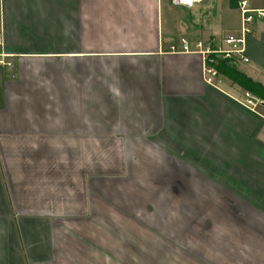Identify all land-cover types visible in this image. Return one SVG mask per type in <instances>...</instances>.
Instances as JSON below:
<instances>
[{"label":"crops","instance_id":"0c3cea01","mask_svg":"<svg viewBox=\"0 0 264 264\" xmlns=\"http://www.w3.org/2000/svg\"><path fill=\"white\" fill-rule=\"evenodd\" d=\"M238 1L0 0V264H264V19L239 80L178 51Z\"/></svg>","mask_w":264,"mask_h":264},{"label":"built area","instance_id":"2783aa9c","mask_svg":"<svg viewBox=\"0 0 264 264\" xmlns=\"http://www.w3.org/2000/svg\"><path fill=\"white\" fill-rule=\"evenodd\" d=\"M196 0H189L183 3V0H174L175 3L192 6ZM240 13V26L235 34L225 36L219 44L212 45L209 42L189 43L186 39H180L179 52L197 53L203 60V78L209 85H214L215 80L220 73L215 65L218 61H226L230 64L237 62L246 63L248 57L245 53V41L252 34V25L256 20L264 19V8L253 9L249 6L248 0H240L237 3ZM173 50L174 47H171ZM7 56L1 51L0 39V65L11 66L5 60ZM240 104L250 112L258 114V108L264 109V100L253 96L249 92H244ZM264 121V115L258 114ZM264 130V128H263Z\"/></svg>","mask_w":264,"mask_h":264},{"label":"trees","instance_id":"16d2710c","mask_svg":"<svg viewBox=\"0 0 264 264\" xmlns=\"http://www.w3.org/2000/svg\"><path fill=\"white\" fill-rule=\"evenodd\" d=\"M217 71L222 74L223 76L229 77V78H234L239 80V74L237 73L236 69H234V66H231L230 63L226 62V61H218L217 64L215 65ZM246 88V90L249 93H252L255 97L260 98L262 100H264V96H259L258 94H254L253 90L248 89L245 85L243 86V88Z\"/></svg>","mask_w":264,"mask_h":264},{"label":"rangeland","instance_id":"374dc122","mask_svg":"<svg viewBox=\"0 0 264 264\" xmlns=\"http://www.w3.org/2000/svg\"><path fill=\"white\" fill-rule=\"evenodd\" d=\"M238 12H239V10H238ZM239 14H240V13H239ZM213 15H214V14H213V11H212V17H213ZM206 41H207V42H210V40H209V39H208V40H206Z\"/></svg>","mask_w":264,"mask_h":264},{"label":"bare ground","instance_id":"6f19581e","mask_svg":"<svg viewBox=\"0 0 264 264\" xmlns=\"http://www.w3.org/2000/svg\"><path fill=\"white\" fill-rule=\"evenodd\" d=\"M184 1H186V3H188L189 0H183V3H184Z\"/></svg>","mask_w":264,"mask_h":264}]
</instances>
